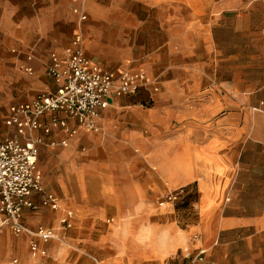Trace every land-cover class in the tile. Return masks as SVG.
<instances>
[{
  "label": "crops",
  "instance_id": "crops-1",
  "mask_svg": "<svg viewBox=\"0 0 264 264\" xmlns=\"http://www.w3.org/2000/svg\"><path fill=\"white\" fill-rule=\"evenodd\" d=\"M134 1L147 13L144 19L129 13L133 32L151 29L138 54L135 35L115 46L92 31L90 24L104 21L95 10L77 28L73 8L84 10L81 0H0L8 64L34 55L27 62L33 71L22 78L29 97L55 89L49 55L72 45L78 30L90 60L115 72L143 71L159 88L112 96L97 132L80 128L68 137L57 129L44 136L39 154L49 163L39 168L52 174L51 186L45 179L50 190L43 187L59 209L41 206L34 193L38 208H25L23 223L31 229L48 223L55 232L70 211L71 227L60 240L38 239L44 253L33 255L29 234L1 226L0 264H187L201 250L204 261L195 264H264V57L256 82L247 72L238 84L219 71L216 57L196 53L202 36L196 0L177 7L171 0ZM182 187L193 194L188 206L160 204Z\"/></svg>",
  "mask_w": 264,
  "mask_h": 264
},
{
  "label": "built area",
  "instance_id": "built-area-1",
  "mask_svg": "<svg viewBox=\"0 0 264 264\" xmlns=\"http://www.w3.org/2000/svg\"><path fill=\"white\" fill-rule=\"evenodd\" d=\"M73 9L81 24L87 18L85 10L81 7ZM71 44L61 53L51 52L46 63L47 75L53 80L55 89L40 92L30 100L10 104L4 125L12 128V132L0 133V227L8 226L17 235L29 234L33 255L40 251L44 253L39 248L38 239L58 238L53 229L42 226L31 229L23 223L24 209L38 208L31 198L34 193L41 194V206L59 209L57 197L44 190L42 174L37 168L44 136L57 129L65 131L68 137L75 136L80 128L97 132L101 129L98 122L101 110L108 106L112 96L134 94L148 86H152L153 92L159 90L143 71L115 72L90 60L84 53L81 30L74 35ZM33 57V52L25 54L26 63L20 65L25 73L33 71L27 63ZM71 121L75 122L74 126L70 125ZM67 141L65 138L59 143L66 146ZM49 143L53 145L56 142ZM187 190L182 187L165 194L160 204L178 202L188 194ZM71 217L72 213L66 211L60 218V224L64 228L71 227ZM204 252L201 250L194 256L188 255L187 264L204 261ZM207 264L216 263L207 261Z\"/></svg>",
  "mask_w": 264,
  "mask_h": 264
},
{
  "label": "rangeland",
  "instance_id": "rangeland-1",
  "mask_svg": "<svg viewBox=\"0 0 264 264\" xmlns=\"http://www.w3.org/2000/svg\"><path fill=\"white\" fill-rule=\"evenodd\" d=\"M84 4L87 18L81 22L82 25L90 23V11L95 10V14L99 18H103V22L90 24L92 31L117 46V39L122 41L132 38L135 35L136 49L133 54H138L140 44L150 35L145 31L133 32L131 26L134 21L129 18V13L145 18L146 8L140 4H136L134 0H81ZM84 2V3H83ZM174 6L182 4L181 0H171ZM158 9V8H155ZM122 11L121 13H119ZM153 12L149 9V15ZM196 13H198V27L200 29L201 38L200 45L196 47V53L199 57L211 56L216 57L220 61L219 71L222 73H231L236 83H241L242 75L249 72L253 82H256V71L258 59L264 57V0H196ZM75 20L77 27L78 15ZM94 21V20H93ZM151 27V24L147 25ZM78 28V27H77ZM77 32V31H76ZM69 34L68 43L71 40L73 31ZM212 40L214 46L208 49V42ZM199 42V41H198ZM196 42L197 44H199ZM4 43H7L0 33V133H11L12 128L5 127L4 117L10 104L20 101L30 100L27 93H24L23 76L26 74L20 68V62L12 65L8 64L4 51L1 49ZM123 46V44H121ZM124 47V46H123ZM122 54L126 52L122 49ZM209 52V53H208ZM228 63H225V62ZM230 62V63H229ZM42 156V158H41ZM45 153L40 151L37 168L43 174V169L39 168L48 165V159H44ZM43 178V186L50 190L45 184V179L51 186L52 174L45 172ZM190 191L187 190V193ZM57 194V193H56ZM59 197V196H58ZM177 203V202H174ZM48 208V207H47ZM48 223H44L42 227H48ZM70 228V227H69ZM62 225L57 227V239H62L60 235L65 229Z\"/></svg>",
  "mask_w": 264,
  "mask_h": 264
},
{
  "label": "trees",
  "instance_id": "trees-1",
  "mask_svg": "<svg viewBox=\"0 0 264 264\" xmlns=\"http://www.w3.org/2000/svg\"><path fill=\"white\" fill-rule=\"evenodd\" d=\"M193 197V194L191 192H189L186 196H184L182 199H180L179 202H183V203H178V205L176 207H186L188 206L189 200H191V198Z\"/></svg>",
  "mask_w": 264,
  "mask_h": 264
}]
</instances>
